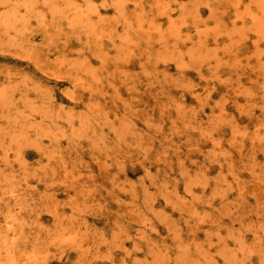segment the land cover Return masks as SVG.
<instances>
[{"label": "rangeland", "instance_id": "374dc122", "mask_svg": "<svg viewBox=\"0 0 264 264\" xmlns=\"http://www.w3.org/2000/svg\"><path fill=\"white\" fill-rule=\"evenodd\" d=\"M0 264H264V0H0Z\"/></svg>", "mask_w": 264, "mask_h": 264}]
</instances>
